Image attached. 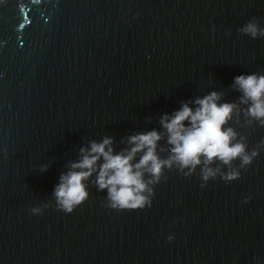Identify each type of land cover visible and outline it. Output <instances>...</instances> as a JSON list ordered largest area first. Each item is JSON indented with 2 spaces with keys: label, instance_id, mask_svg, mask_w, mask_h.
I'll return each instance as SVG.
<instances>
[{
  "label": "water",
  "instance_id": "obj_1",
  "mask_svg": "<svg viewBox=\"0 0 264 264\" xmlns=\"http://www.w3.org/2000/svg\"><path fill=\"white\" fill-rule=\"evenodd\" d=\"M253 18L264 0H0V264H264V149L232 183L167 173L146 210L52 196L90 140L119 151L182 102L236 101L235 77L264 74V38L238 32ZM242 125L257 148L264 127Z\"/></svg>",
  "mask_w": 264,
  "mask_h": 264
},
{
  "label": "clouds",
  "instance_id": "obj_2",
  "mask_svg": "<svg viewBox=\"0 0 264 264\" xmlns=\"http://www.w3.org/2000/svg\"><path fill=\"white\" fill-rule=\"evenodd\" d=\"M238 32L252 39L264 38V27L256 18ZM231 89L240 93L236 101L225 102V93L211 91L182 102L179 110L160 117L158 128L121 139L119 151L114 137L90 140L79 149V158L65 165L67 171L52 194L56 210L73 214L90 199V187L106 190L104 206L110 210H146L153 206L156 187L174 171L191 178L199 170L201 187L217 180L232 183L241 179L242 171H247L264 149V141L249 150L247 136L232 125H242L243 117L242 126L264 127V74L239 75ZM49 167L42 164L38 170L44 173ZM248 202L250 198L245 200ZM50 207L44 204L31 212L42 216Z\"/></svg>",
  "mask_w": 264,
  "mask_h": 264
}]
</instances>
